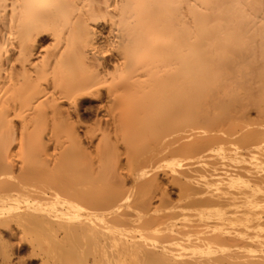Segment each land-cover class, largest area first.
I'll return each mask as SVG.
<instances>
[{
  "label": "bare ground",
  "instance_id": "1",
  "mask_svg": "<svg viewBox=\"0 0 264 264\" xmlns=\"http://www.w3.org/2000/svg\"><path fill=\"white\" fill-rule=\"evenodd\" d=\"M260 52L264 0H0V227L43 264H236L247 238L198 232H242L264 202Z\"/></svg>",
  "mask_w": 264,
  "mask_h": 264
},
{
  "label": "rangeland",
  "instance_id": "2",
  "mask_svg": "<svg viewBox=\"0 0 264 264\" xmlns=\"http://www.w3.org/2000/svg\"><path fill=\"white\" fill-rule=\"evenodd\" d=\"M259 53V52H258ZM255 54L256 56L257 55H260V54ZM261 54H264V52L262 53V52H260ZM252 57V56H251ZM255 57V56H254ZM250 58V57H249ZM257 58V60H258V58H259V56L258 57H256ZM263 57H261V58H259L260 60L262 59ZM248 59V58H247ZM246 59V60H247ZM252 59H253V57H252ZM257 60L255 61V63L257 62ZM251 61V60H250ZM254 61V60H253ZM262 62H264V59L263 60H261L260 61V63L259 64H255L256 65V67L259 69V71H261V67H263V64H262ZM243 63H246L245 61L243 62ZM251 63H253L252 61H251ZM247 64V63H246ZM260 64H262L261 66H260ZM242 65H244V64H242ZM255 65L253 64V67H254V69H252L253 67H252V64H251V66L249 65V64H247V65H244V66H247L246 67V69H252L253 71H257L258 69L255 67ZM258 65V66H257ZM249 67V68H248ZM241 68H242V66H241ZM244 68V67H243ZM257 69V70H256ZM110 70H112V69H110ZM242 70V69H241ZM252 70H249L250 71V77L252 78V76H253V74H251V73H253V71ZM258 71V72H259ZM227 72V71H226ZM226 72H224L223 74H227L228 72V74H233L231 71H228L227 73ZM258 72H257V77H260L261 76V74H262V72H264V69H263V71L259 74L260 76H258ZM249 73V72H248ZM227 74V75H228ZM252 75V76H251ZM263 75V74H262ZM254 76H255V74H254ZM249 77V78H250ZM250 78V79H251ZM254 78V77H253ZM235 85V84H234ZM236 86V85H235ZM234 86V88H233V90L234 91H236L237 90V86L235 87ZM232 89V87L229 89V91ZM258 89V88H257ZM260 91H262V94L264 95V89L262 90V89H259ZM259 90H255L256 92H258ZM256 92H254V90H253V92H252V95H254ZM259 94H261V92L259 93ZM259 94H256L257 96V98H253V96L251 97H249L250 99H252V100H254L255 102H256V104L257 105H259L258 107H257V109H259V108H263V106H264V98L263 97H258L259 96ZM261 94V96H263ZM260 98H262V100H259ZM87 100H85V99H83L84 100V102L82 101V102H80L81 103V108L79 107V113H78V118H80L81 120H84V121H81L80 119H79V122L81 121V124H82V122L84 123V124H86V122H87V124H86V126L87 127H91V126H89L90 124H93L92 126H94L95 127V122H93V121H96V115H95V113H96V106H97V104L98 103H96L97 101H95L94 102V99H90V98H86ZM250 99H249V101H250ZM251 100V101H252ZM251 101L249 102L250 104H251V106H250V104H248L249 105V109H251V107L253 106L252 105V103L254 104L255 102L254 101H252V103H251ZM260 102V103H259ZM261 102H263L262 104H261ZM255 105V104H254ZM263 105V106H262ZM254 107V106H253ZM252 109H254V108H252ZM251 109V110H252ZM256 110V109H255ZM254 110V111H255ZM254 111L252 110L248 115H246V116H248L249 118L246 120L245 118H247L246 116L244 117V120H245V123L247 122V123H251V124H253V122L252 121H254V123L256 122L255 120L256 119H258L259 117L256 115V116H253V114L255 115L256 113H254ZM95 112V113H94ZM253 112V113H252ZM80 115V116H79ZM257 117V118H256ZM75 117H73L72 118V120L74 119ZM78 118H75V120H73V121H77L78 120ZM253 118H255V120H252ZM77 119V120H76ZM92 122V123H91ZM85 126V125H84ZM93 128V127H92ZM79 135H80V133H78ZM81 137H82V135H80ZM79 136V137H80ZM80 137V138H81ZM84 141L85 140H83V139H81V145H83L82 146V149L84 148V151H85V149H86V151H85V153L87 152V150H88V152L90 151V153H91V151H93L92 150V147L86 142L85 144H83L84 143ZM88 144V145H87ZM88 147V148H87ZM89 147H91V148H89ZM87 152V153H88ZM264 159V158H263ZM264 180V179H263ZM130 184V183H129ZM165 187H164V186ZM130 186L131 185H128V183H127V187L128 188H130ZM162 186H163V188H162V190H161V192L163 193V192H167V194L165 193V194H163V199H165L168 203L171 201V200H176V199H179L178 198V195H177V192H176V190L173 188V190H172V188H169L170 187V185H167V184H165V183H163L162 182ZM166 188V189H165ZM169 189V190H168ZM170 190H171V193H170ZM188 190V189H187ZM176 192V194H175V192ZM173 192H174V194H173ZM167 196V197H166ZM165 200L163 201V202H165ZM209 200V199H208ZM202 201H206V200H202ZM166 202V203H167ZM177 202V203H176ZM178 202H179V200H177V201H171L170 202V204L168 205V206H172V205H175V204H178ZM201 202V201H200ZM199 202V205H201V203ZM205 203H207V202H205ZM254 204V203H253ZM208 205H210V204H208ZM255 206V208H252V210H250V211H252V215L250 216V217H247V219H246V224H245V226H244V228H243V230H242V232H239V231H232V233H231V231H228V232H226V231H220V230H217V231H208V230H201V231H199L198 233L200 234V235H202V236H209L211 239L209 240V244H211V245H209V248L207 249V250H214V251H216V250H219V251H222L221 249H222V247L224 246V245H222V241H224V243H225V239L227 238L228 240H229V238H230V241H229V243L228 244H230L231 242H232V240L233 239H236V240H233V242L234 241H236V242H241V243H243L242 241H244V243L243 244H245V241L247 240V242L246 243H249L250 242V244H247V246H244V245H242V244H239L240 246H241V250L239 251V252H237V253H232L233 254V258H235V256L237 257V256H239V255H242V257L243 258H239V259H237V258H235L236 259V264H264V234H262V236L260 235V233H261V231H263L264 229H262L261 230V228L263 227L262 225H264V202H261V203H259L258 205H256V204H254ZM166 206V205H165ZM207 206V205H206ZM205 206V207H206ZM257 206V207H256ZM202 208H204V207H202ZM254 209H256V211L254 210ZM263 209V210H262ZM260 210V211H259ZM258 212V213H257ZM263 213V214H261V213ZM262 216V217H261ZM2 221V220H1ZM260 222V223H259ZM3 223L4 224H8L7 226L8 227H11V228H7L6 226H1L2 228H7V230L9 231V229H12V228H14L15 227V222L13 221V220H11V219H4L3 220ZM1 225V224H0ZM10 225V226H9ZM258 226H261V228L260 227H258ZM1 227H0V260L2 261H0L1 263L0 264H43V261L42 260H46L45 258V253H46V256H47V251L46 250H48V248H47V244H42V245H39L38 246V248H33L34 249V252H32V253H34V254H36V255H34V254H32L31 253V251L33 250L31 247V244H33V242L36 240V238H33V236L35 237V235H34V233H33V236L31 235L32 234V232H27V233H24V232H22L20 235L18 234V237H17V234H16V236L14 235H11L8 231H6V229L3 231L2 229H1ZM257 229H258V232H257ZM251 231H252V233H254L253 234V236H252V233H251ZM255 231V232H254ZM9 234H8V233ZM260 232V233H259ZM249 235H248V234ZM262 233H264V231L262 232ZM27 235H29V236H27ZM213 236V235H215V236H220L221 237V235H222V238H220L219 237V239L220 240H222L221 242H217V241H220V240H218L217 239V237L216 238H214V237H211V236ZM19 236H21V237H19ZM226 236V237H225ZM44 237V236H43ZM19 238V239H18ZM21 238V239H20ZM33 238V242H32V239ZM224 238V239H223ZM245 238H247L246 240H245ZM213 239H215V240H213ZM226 239V240H227ZM232 239V240H231ZM195 240H197V239H195ZM227 240V241H228ZM237 240H239V241H237ZM251 240H253V241H251ZM198 242H199V240H197ZM194 242H196V241H194L193 239H188V240H181L180 242H178V245L177 246H175V250L177 251V252H189V251H191V250H198V247H194L195 246V244H194ZM215 242H217V244L215 243ZM256 242V243H255ZM217 245H215V244ZM218 243H221V245L220 246H218ZM227 243V242H226ZM225 243V244H226ZM182 244H183V246H182ZM189 244V245H188ZM235 244V243H234ZM238 244V243H237ZM255 244H257V245H255ZM31 246V247H30ZM182 246V247H181ZM184 246H186V247H184ZM32 249V250H31ZM39 249H41L42 251H44L43 253H41L42 251L41 250H39V252H38V250ZM177 249H179V250H177ZM199 249H200V247H199ZM31 250V251H30ZM38 252V253H37ZM199 252V251H198ZM41 255V256H40ZM40 258H39V257ZM1 257H2V259H1ZM4 257H5V259H4ZM225 257V256H224ZM37 258H39V259H37ZM4 259V260H3ZM214 259V258H213ZM212 258L210 259V258H207V259H203V260H201V263H199L198 261L196 262L197 264H234L233 262H232V255H231V259H230V263L229 262H227L228 260H222V258H220V260H218L219 258H216V260L214 259L213 260ZM234 259V260H235ZM240 259H242V260H240ZM55 261H53L54 263H58V264H63V262H61L60 261V259L58 260V258H57V261H56V259H54ZM206 260H208L207 262H206ZM212 260V261H211ZM218 260V261H217ZM238 260H240V261H238ZM6 261V262H5ZM40 261H42V262H40ZM52 261V260H51ZM50 261V262H51ZM225 261V262H224ZM195 262V261H194ZM227 262V263H226ZM52 263V262H51ZM191 263H193V262H191ZM190 263V264H191ZM189 264V263H188Z\"/></svg>",
  "mask_w": 264,
  "mask_h": 264
}]
</instances>
